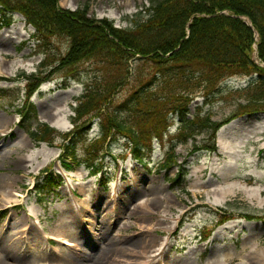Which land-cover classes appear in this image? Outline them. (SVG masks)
<instances>
[{
  "label": "rangeland",
  "instance_id": "rangeland-1",
  "mask_svg": "<svg viewBox=\"0 0 264 264\" xmlns=\"http://www.w3.org/2000/svg\"><path fill=\"white\" fill-rule=\"evenodd\" d=\"M57 3L59 8L69 10L87 6L89 17L106 16L116 26L125 27L130 25L128 19L150 1ZM33 31L18 13L13 15L12 24L0 29V76L6 78L0 85L11 86L17 81L23 85L19 73L35 71L42 56L32 55ZM54 42L61 52L65 51L64 39ZM129 63L131 73L135 64L132 60ZM86 76L80 71L66 88L59 73L42 83L31 97L39 120L60 131L70 129L74 98L82 93ZM247 81L248 77L228 78L219 86L221 95L205 104L202 98L194 99L190 113L200 106L203 114L216 120L233 115L240 100L235 102L225 94ZM6 103L0 100V261L219 264L222 258V264H264V219L246 216L264 214V111L243 114L223 125L217 132L214 151L190 152L194 143L209 140L205 132L177 144L174 152L185 167V175L181 184L171 187L164 171H157L168 143L162 146L153 140L149 171L127 152L125 139L114 142L111 152L115 158L104 154L109 175L104 182L99 176H89L83 165L64 171L57 160L61 150L45 143L34 146ZM178 124L175 118L171 134ZM98 131V125L92 124L90 135ZM60 142L57 138L56 143ZM46 165L63 176L62 182L52 191L45 189L35 200L32 184L41 180ZM176 172L174 166L169 175ZM221 213L230 218L211 234L205 233L204 228H209ZM62 240L74 245L67 246Z\"/></svg>",
  "mask_w": 264,
  "mask_h": 264
},
{
  "label": "trees",
  "instance_id": "trees-1",
  "mask_svg": "<svg viewBox=\"0 0 264 264\" xmlns=\"http://www.w3.org/2000/svg\"><path fill=\"white\" fill-rule=\"evenodd\" d=\"M14 12L35 28V52L43 53L44 59L39 70L26 77L22 95L19 85L0 87V99L14 106L21 98L15 107L18 125L36 144L53 145L58 135L62 137L59 160L67 171L84 165L90 175L100 173L106 180L104 154L120 138H125L127 149L146 166L153 139L164 144V134L177 117V132L168 136L170 147L159 165L168 170L176 163L175 144L205 132L208 144L191 151L214 150L222 125L236 116L264 111V66L259 64L264 63V0H150L146 8L133 14L127 27H116L107 17H89L87 6L69 10L59 8L57 0H0V28L10 25ZM239 16L246 17L251 26ZM61 38L66 44L64 52L54 42ZM129 60L135 64L131 73ZM80 71L87 76L74 108V127L60 134L38 120L29 98L54 73L63 76L65 86ZM232 76L248 77L244 86L225 94L235 102L240 100L233 115L214 120L200 106L190 113L192 100L202 98L205 104L221 95L220 84ZM93 118L99 119L100 130L89 139ZM184 175L179 165L175 177L166 175V179L174 187ZM60 180L47 167L35 183L36 192L53 188ZM229 218L223 214L206 233Z\"/></svg>",
  "mask_w": 264,
  "mask_h": 264
},
{
  "label": "bare ground",
  "instance_id": "bare-ground-1",
  "mask_svg": "<svg viewBox=\"0 0 264 264\" xmlns=\"http://www.w3.org/2000/svg\"><path fill=\"white\" fill-rule=\"evenodd\" d=\"M14 194L18 195L19 193H18V192H14ZM55 238H57V237H55ZM62 243H63V244H66L67 246H71V245H73L72 242H70V241H65V240H62ZM106 249H107V248H106ZM223 261H224V259L222 260V258H220V261H219L218 263H219V264H222ZM126 263H127V262H126ZM126 263H125V264H126ZM0 264H9V263H8L7 260H5V261H0Z\"/></svg>",
  "mask_w": 264,
  "mask_h": 264
}]
</instances>
